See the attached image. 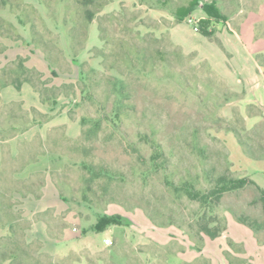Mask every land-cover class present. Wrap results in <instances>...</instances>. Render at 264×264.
<instances>
[{
	"label": "rangeland",
	"instance_id": "rangeland-1",
	"mask_svg": "<svg viewBox=\"0 0 264 264\" xmlns=\"http://www.w3.org/2000/svg\"><path fill=\"white\" fill-rule=\"evenodd\" d=\"M194 1L228 17L212 24V39L195 30L206 18L200 7L176 19ZM250 15L254 39L264 40V0H0V78L24 63L29 71L8 78L30 81L19 92L0 85V130L22 115L38 121L14 140L0 131V185L20 150L44 153L13 175L47 184L39 197L12 199L30 224L26 264H228L225 254L264 264V244L233 218L264 222L254 187L222 197L226 232L204 237L199 253L187 226L203 210L164 185L214 167L264 190V105L252 102L248 72L258 64L237 40ZM152 158L165 168L155 172ZM104 215L122 225L93 232Z\"/></svg>",
	"mask_w": 264,
	"mask_h": 264
},
{
	"label": "trees",
	"instance_id": "trees-1",
	"mask_svg": "<svg viewBox=\"0 0 264 264\" xmlns=\"http://www.w3.org/2000/svg\"><path fill=\"white\" fill-rule=\"evenodd\" d=\"M197 7H200L204 12L206 18L199 22V33L203 38L212 39L214 31L212 28L213 23L226 22L228 17L216 6L215 3L209 2L199 6L197 1L190 3L187 7L179 9L175 13L176 19L178 22H182L185 18L191 16ZM91 18L88 17V20ZM256 62L259 67L264 69V55L257 54ZM24 63L17 64L14 68H4L2 71L6 74L0 78L1 88L12 87L16 91H20L21 83L30 84V81L25 77L22 79L17 78L9 79V74L13 71L22 70L25 73L29 71L23 65ZM36 93L39 94V91L36 90ZM14 116H12L13 118ZM20 124H11L8 128L0 130L3 133L4 140H8L21 135L28 131L30 125H34L36 122L31 120L27 121V117L22 115L19 117ZM241 144V142H240ZM19 151V150H18ZM20 156H16V161L18 160V166L16 169L10 170L11 177L7 178V181L4 185H0V230H6L7 236L0 240V264H26L32 258V255L35 253L31 250V244L26 241V231L30 227L28 222H21L22 216L14 214L13 209L18 206L15 202L12 201L15 195H20L23 198L30 196L39 197L41 194H35V190H42L44 185L43 181L38 182H29V181H17L13 177L18 172H20L26 165L36 162V157L44 155V153H34L31 152L28 155L19 151ZM20 158V159H19ZM14 159V157H13ZM152 158L151 163L155 165L154 171L164 166H158L154 163ZM157 165V166H156ZM1 173H4L1 170ZM54 182V181H53ZM54 184V183H53ZM55 185V184H54ZM164 185L168 190L177 196H182L188 201L193 202L203 210L201 216H198L194 219V225L189 224L187 226V233L192 239V242L195 245V249L201 253L204 247V237L210 240H216L220 238L227 229V221L225 218L219 215L220 203L222 197L227 193L236 192L243 190L248 186L254 187L259 193V199L261 202L262 209L264 210V190L261 189L254 181L248 177L236 178L227 173H218L216 169L212 167L209 170H203L201 176L198 174L195 175L192 180L181 181L180 184H174L169 182V180H164ZM7 195V197H5ZM8 198V199H7ZM5 199L8 203H4ZM209 214V216H207ZM149 220L156 226L165 227L178 226L171 218L167 222L157 220L151 214H148ZM234 220L238 223L248 227L258 244H264V239L259 236V233L264 230V222L259 223L254 219H251L244 215L233 214ZM122 219L119 216H101L97 219L95 224L92 226V231L95 233H102L108 228L113 226H121ZM233 243L229 242V247H233ZM32 252H31V251ZM228 264H252L247 260H237L232 258L229 254L224 255Z\"/></svg>",
	"mask_w": 264,
	"mask_h": 264
},
{
	"label": "crops",
	"instance_id": "crops-1",
	"mask_svg": "<svg viewBox=\"0 0 264 264\" xmlns=\"http://www.w3.org/2000/svg\"><path fill=\"white\" fill-rule=\"evenodd\" d=\"M255 21H256V18L253 15H250V17H248L241 24V26H240V33L237 35V40H238V45L240 46V49H242L243 51L250 50L251 55H253V56L255 55V57H256L257 54H262L264 52V40H258V41H256L254 39L253 26H254ZM246 44H248V46L251 45L252 48L251 49H248L247 46H246ZM256 69H257V71L259 70L260 73H258L256 71ZM250 71L252 72V76H254V79H256V83L257 84L255 85L254 89L256 90L257 95H258V98H259V99H257L255 97L252 100V102H254L255 104H259L260 103L261 105H264V85H262V82L264 83V72L262 71V68L259 67L258 65L256 67L255 66L252 67L251 69L248 68V72H250ZM248 105H254V104L252 103V104H248ZM28 132H29V130L26 131L25 133H22L21 135H25ZM17 138L18 137H15L12 140L17 139ZM47 181H48V179H47ZM46 185L47 184L44 182V185L42 187V191H43V188ZM204 244H205V240H204ZM235 244H238V243H235ZM244 251H245V249H244ZM244 258L245 259H248V261L250 263L255 264L251 258H248L245 255H244Z\"/></svg>",
	"mask_w": 264,
	"mask_h": 264
},
{
	"label": "built area",
	"instance_id": "built-area-1",
	"mask_svg": "<svg viewBox=\"0 0 264 264\" xmlns=\"http://www.w3.org/2000/svg\"><path fill=\"white\" fill-rule=\"evenodd\" d=\"M195 30L197 31L198 29L195 27ZM106 243H109V240H106Z\"/></svg>",
	"mask_w": 264,
	"mask_h": 264
}]
</instances>
